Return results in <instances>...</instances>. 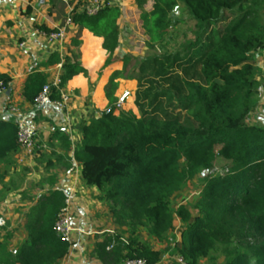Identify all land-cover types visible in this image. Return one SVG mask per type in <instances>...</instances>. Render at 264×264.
<instances>
[{"label": "trees", "instance_id": "1", "mask_svg": "<svg viewBox=\"0 0 264 264\" xmlns=\"http://www.w3.org/2000/svg\"><path fill=\"white\" fill-rule=\"evenodd\" d=\"M181 1L195 24L194 37L182 52L146 59L130 53L119 59L122 68L105 85L108 108L84 129L74 158L83 181L105 193L113 219L121 225L134 232L146 226L152 236L163 239L176 225V216L186 222L179 251L187 264H199L217 250L226 255L223 264H264V126L249 123L259 96L252 58L264 49V0ZM177 2L154 0L146 24L149 51L163 41L165 20ZM49 3V16L77 28L75 46H80L83 30L103 38V50L94 56L86 50L88 66L102 60L104 52L114 55L120 36L118 6L90 14L82 0ZM37 28L47 35L56 32L45 24ZM70 53L63 58L54 52L47 61V66L63 62L65 86L89 74L81 54ZM48 80L47 72L33 71L24 84V100L35 104ZM120 80L137 82L139 116L123 109L115 114ZM0 82L10 89L12 76L0 72ZM57 97L53 92L52 98ZM182 111L194 125L182 119ZM18 131L15 122H0V162L19 150ZM219 158L227 162V172L208 181L201 192L200 216L192 221L182 207L173 213L166 200L199 171L212 169ZM2 179L0 172V183ZM65 200V192L58 189L38 200L27 216L28 240L14 256L0 254V264H60L70 248L55 231ZM126 251L124 240L109 236L93 253L103 264H123L127 258L157 264L161 259L159 251L147 246Z\"/></svg>", "mask_w": 264, "mask_h": 264}, {"label": "rangeland", "instance_id": "2", "mask_svg": "<svg viewBox=\"0 0 264 264\" xmlns=\"http://www.w3.org/2000/svg\"><path fill=\"white\" fill-rule=\"evenodd\" d=\"M105 2L108 3L109 1L106 0ZM84 4L83 6H85ZM153 5L154 0H130V3L123 6L122 9L119 7L121 12L117 23L120 29V36L118 49L113 55L115 60L120 61L119 59L122 56L130 53L146 59L147 56L154 54L182 52L186 43L194 37L192 30L195 24L190 20V14L184 3L178 0L177 5L165 20V29L162 34L163 41L158 43L152 51H149V29L146 24ZM110 6L117 5L112 2ZM86 7L88 8L89 5L86 4ZM73 8L71 5L70 9ZM32 12L33 8L27 5L21 10V15L31 17L33 15ZM38 13L39 18L42 17L40 15L45 13L46 18L51 22L52 27L50 28L55 29L56 32L60 29L65 31L66 39L64 41H54L58 46V50L55 52H59L63 58L71 56L72 53L70 51H73L74 54L80 53V61L83 64V57H85L86 53L84 49L85 42L90 40L88 48L89 50L92 49L93 52H96L102 46L103 38L92 32L87 34L88 39L83 37L82 32L80 46H75L72 42L73 37L67 39V32L69 31L67 24L63 25L60 21L49 16L48 9H39ZM35 22L39 26L41 19ZM44 24L47 25V23ZM68 40L69 42H67ZM61 45L63 46L62 48H60ZM107 62L101 64L98 68H94L96 69V74L98 73V79L96 78L89 83V92L85 97L86 102H84L86 104L85 107L70 109L68 115L61 117V124L60 121L55 122L56 119L55 121L50 119V125L47 127L52 132L53 139L48 144L45 143L44 147L42 146L35 150L37 153L43 151L40 157L41 167H37L33 172L31 163H28V161L31 162V152L22 150H18L21 153L18 158L10 155L0 162V172L3 175L0 183V217L2 218V222H0V254L2 256H14L15 250H19L28 240L26 230L27 216L32 208L37 205L38 200L51 190L58 189L67 192L72 187L76 195L73 212L76 214L78 227L82 228V232H79L80 235L74 239L73 245L79 243L81 259L85 264H103L97 259L93 251L98 242L105 240L109 236L124 240L127 245L126 253L135 252L137 249L147 246L161 253V259L157 264H180L179 258L182 255L179 249L182 245L183 233L188 226L186 222L176 216V225L165 234L163 239H157L152 236L146 226H140L134 232L130 226L121 225L113 219L109 209V202L104 199L105 193L95 187L86 185L80 178V164L75 160L74 152L81 146L84 129L100 118L102 113L108 108L105 86L102 93H97L99 88L98 80L108 70ZM52 67L51 71H47L49 76L47 84L62 80L63 62ZM116 70L118 69L113 70L111 73ZM122 81L124 80H120L121 83H124ZM154 85L161 86L163 84L159 81H154ZM121 88L116 90V95L119 94L121 96L127 91L130 92V95L122 103L118 99L117 105H119V108L115 110V114H118L123 109L125 111L132 110L139 116V111L135 104L137 88H124L123 92H121ZM76 95L78 94L76 93ZM71 98H73V101L76 100V96H71ZM105 100H107V103ZM23 107L24 104L22 102L13 100L9 89L3 88L1 90L0 122L7 120L19 124L20 121L26 119L25 112L27 111ZM12 108H15V110L13 111ZM181 113L184 121L187 120L194 125V121L189 114L185 111ZM249 123L264 126V111L258 117L253 111ZM40 134L42 135V133ZM59 148L65 154L62 152L58 153L57 149ZM226 167L227 162L219 158L212 169L199 171L194 179L189 181L182 190L169 197L165 204L175 214L181 207L187 209L192 215V221H194L200 216L197 202L201 192L208 181L223 178L227 172ZM65 173L71 179V186L60 182ZM33 175L36 177H33ZM225 261L226 255L222 251L217 250L208 257L203 258L199 264H223Z\"/></svg>", "mask_w": 264, "mask_h": 264}, {"label": "crops", "instance_id": "3", "mask_svg": "<svg viewBox=\"0 0 264 264\" xmlns=\"http://www.w3.org/2000/svg\"><path fill=\"white\" fill-rule=\"evenodd\" d=\"M108 1L110 2H108L109 5H111V3L113 2V4H116L121 9L123 6L130 3V0ZM82 2L85 3V6L86 4H90V0H82ZM75 3L76 1L71 3V5L74 7ZM27 5L33 8V15H31V17L21 15V10H23ZM41 7L43 9H49V0H0V72L7 73L12 76V82L9 89L10 95L13 97L14 101L18 100L24 104L23 108L27 111L25 112V120L37 128L40 144H48L53 139V134L50 130H48L47 127L48 125H50V119L53 121H55L56 119L55 122L60 121L61 124V117L64 114L51 106L42 107L37 104L28 103L24 100L23 97V88L28 79V76L33 71H51L53 67L52 65L47 66V61L51 54L58 50L57 44L54 41L51 42L45 36V34L39 31L37 28L35 21H39V19H41V23H39L38 25L47 23V26L49 28L52 27L51 22L46 18L45 13L44 15H40L42 16L41 18L38 17V11L39 9H42ZM76 32L77 28L73 24H70L69 31L67 32V39L73 37ZM86 32L89 33L90 31L83 30L84 38H87ZM19 40L20 42H18ZM67 42H69V40ZM89 42L90 40L88 42H85V50H89ZM62 47L63 46L61 45L60 48ZM99 50H103L102 46L99 47ZM90 51L94 56L93 50L91 49ZM103 59H105V62L108 61V70L104 72V74L101 75V78L98 80L99 88L97 90V93L99 94L100 92H103V88L107 84L109 76L112 74L111 72L115 69H121L123 65L121 61L115 60L112 54H106L104 52L102 54V60ZM102 60H96L94 66L91 67L88 66L85 57H83V65L89 70V74L87 77L84 75H78L66 84V89L71 93V96H76L75 101H73V98H71L70 109L75 107H85L86 104H84V102H86L85 97L89 92V83L94 81L96 78L98 79V73L96 74V69L94 68H98L102 63H105L102 62ZM252 63L258 69L256 80L258 81L259 96L258 104L254 109L255 115L258 117V115L264 111V49L261 51H257L254 54ZM122 82H124L120 83V86L122 88H137L136 81ZM76 93L79 95V97H77L78 95H76ZM81 99L83 100V102ZM105 102L107 103V100H105ZM40 133H42V135ZM57 150L58 153L62 152L63 154H65L62 149L59 148ZM42 152H35L31 155V162L28 161L29 164L31 163L33 172L37 167H41L40 157ZM45 152L47 153V151ZM12 155L13 157L18 158L21 153L17 151ZM33 177L36 176L33 175ZM80 178L82 179L81 174ZM70 181V177H68V174L65 173L60 182H62L63 184L67 183L69 184V186H71L72 183ZM73 216L74 226L79 230L75 231L76 238L80 235L79 232H82V228L78 227L79 225L76 222V214L74 212ZM78 244L70 246L67 255L60 264H85V262L81 259V250L79 249Z\"/></svg>", "mask_w": 264, "mask_h": 264}, {"label": "built area", "instance_id": "4", "mask_svg": "<svg viewBox=\"0 0 264 264\" xmlns=\"http://www.w3.org/2000/svg\"><path fill=\"white\" fill-rule=\"evenodd\" d=\"M106 0H90L89 7L87 8L88 13L95 14L101 8L106 5H109ZM47 37L49 35L50 41H64L66 39V33L64 30L60 29L57 32L50 34H45ZM23 45V44H22ZM5 88L3 83L0 82V92ZM57 92L58 97L52 98L53 92ZM130 92L127 91L120 96V102H124L128 98ZM35 104L45 107L51 106L61 112L64 115H68L70 112L71 105V93L68 92L66 86L62 84L61 79L53 83L46 84L38 97L36 98ZM14 111L15 108H12ZM18 125V146L19 150L24 152H31V155L35 153V150L39 147H44V144L39 142V133L37 128L27 122L25 119L20 121ZM64 191V190H63ZM66 194L65 206L61 209L56 224L55 231L58 237L65 243H68L70 246L73 245L75 239V231L78 230L74 226L73 222V207L76 203V195L74 188L71 187ZM9 203L8 201H6ZM0 222L2 218L0 217ZM79 231V230H78ZM17 250H15V254ZM180 264H187L185 259L181 256L179 258ZM123 264H148L147 260L144 258H127Z\"/></svg>", "mask_w": 264, "mask_h": 264}]
</instances>
